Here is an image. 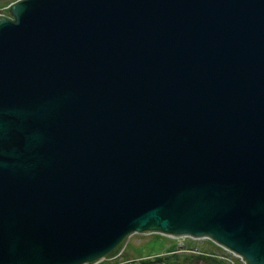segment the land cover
Listing matches in <instances>:
<instances>
[{
	"label": "water",
	"instance_id": "obj_1",
	"mask_svg": "<svg viewBox=\"0 0 264 264\" xmlns=\"http://www.w3.org/2000/svg\"><path fill=\"white\" fill-rule=\"evenodd\" d=\"M4 9L0 264H96L150 233L264 264V0Z\"/></svg>",
	"mask_w": 264,
	"mask_h": 264
},
{
	"label": "rangeland",
	"instance_id": "obj_2",
	"mask_svg": "<svg viewBox=\"0 0 264 264\" xmlns=\"http://www.w3.org/2000/svg\"><path fill=\"white\" fill-rule=\"evenodd\" d=\"M12 0H0V6ZM175 244L177 252L212 256L224 264H243L242 259L207 239L173 238L161 234H135L128 238L122 252L114 258L103 259L96 264H139L142 260H154L163 256ZM220 247V248H219Z\"/></svg>",
	"mask_w": 264,
	"mask_h": 264
},
{
	"label": "trees",
	"instance_id": "obj_3",
	"mask_svg": "<svg viewBox=\"0 0 264 264\" xmlns=\"http://www.w3.org/2000/svg\"><path fill=\"white\" fill-rule=\"evenodd\" d=\"M3 11L5 9L1 10L0 14L4 15V13H1ZM177 250L176 245L172 244L166 251L164 257L157 255L156 257L154 256V260H142L139 264H224L212 256L197 255L194 253L186 254L183 252L178 253Z\"/></svg>",
	"mask_w": 264,
	"mask_h": 264
},
{
	"label": "built area",
	"instance_id": "obj_4",
	"mask_svg": "<svg viewBox=\"0 0 264 264\" xmlns=\"http://www.w3.org/2000/svg\"><path fill=\"white\" fill-rule=\"evenodd\" d=\"M242 262H243V264H245L243 260H242Z\"/></svg>",
	"mask_w": 264,
	"mask_h": 264
},
{
	"label": "bare ground",
	"instance_id": "obj_5",
	"mask_svg": "<svg viewBox=\"0 0 264 264\" xmlns=\"http://www.w3.org/2000/svg\"><path fill=\"white\" fill-rule=\"evenodd\" d=\"M189 239V238H188Z\"/></svg>",
	"mask_w": 264,
	"mask_h": 264
}]
</instances>
